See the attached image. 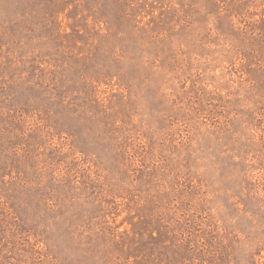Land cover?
I'll return each mask as SVG.
<instances>
[{
	"label": "rangeland",
	"instance_id": "374dc122",
	"mask_svg": "<svg viewBox=\"0 0 264 264\" xmlns=\"http://www.w3.org/2000/svg\"><path fill=\"white\" fill-rule=\"evenodd\" d=\"M0 264H264V0H0Z\"/></svg>",
	"mask_w": 264,
	"mask_h": 264
}]
</instances>
